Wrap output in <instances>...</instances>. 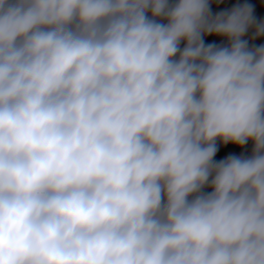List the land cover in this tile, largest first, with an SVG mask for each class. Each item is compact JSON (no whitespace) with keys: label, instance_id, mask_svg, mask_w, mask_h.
<instances>
[{"label":"clouds","instance_id":"clouds-1","mask_svg":"<svg viewBox=\"0 0 264 264\" xmlns=\"http://www.w3.org/2000/svg\"><path fill=\"white\" fill-rule=\"evenodd\" d=\"M253 28L248 4L0 0V264H264Z\"/></svg>","mask_w":264,"mask_h":264},{"label":"crops","instance_id":"crops-1","mask_svg":"<svg viewBox=\"0 0 264 264\" xmlns=\"http://www.w3.org/2000/svg\"><path fill=\"white\" fill-rule=\"evenodd\" d=\"M170 3H175L176 0H169ZM251 5L253 8V16L257 23H264V0H210V11L213 15H216L223 11H230L232 8L241 5ZM205 43H212L216 45H226L227 39L225 37H219L215 35L206 36ZM244 40L248 41L250 48L259 47L264 45V35L256 37L255 29H250L245 36ZM183 47V42L181 43V48ZM253 149V144H246L242 146L238 151H233L230 149H225L217 151L214 159L219 161L226 158L229 155H237L248 157L251 155ZM206 192H210V188L205 189Z\"/></svg>","mask_w":264,"mask_h":264},{"label":"trees","instance_id":"trees-1","mask_svg":"<svg viewBox=\"0 0 264 264\" xmlns=\"http://www.w3.org/2000/svg\"><path fill=\"white\" fill-rule=\"evenodd\" d=\"M247 144H253L251 141H249ZM217 148H218V151H221V150H225V149H230V150H233V151H238L241 146H238V145H234V144H223L222 142H217Z\"/></svg>","mask_w":264,"mask_h":264}]
</instances>
